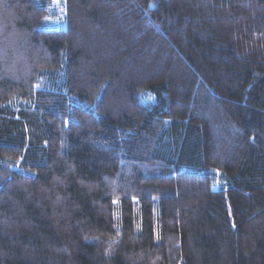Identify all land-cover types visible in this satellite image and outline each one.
Segmentation results:
<instances>
[{
	"label": "trees",
	"instance_id": "1",
	"mask_svg": "<svg viewBox=\"0 0 264 264\" xmlns=\"http://www.w3.org/2000/svg\"><path fill=\"white\" fill-rule=\"evenodd\" d=\"M50 2L0 0V264H264V0Z\"/></svg>",
	"mask_w": 264,
	"mask_h": 264
},
{
	"label": "rangeland",
	"instance_id": "2",
	"mask_svg": "<svg viewBox=\"0 0 264 264\" xmlns=\"http://www.w3.org/2000/svg\"><path fill=\"white\" fill-rule=\"evenodd\" d=\"M67 7L64 0H51L49 11L41 26L43 28L61 29L66 27ZM142 100L147 103L151 100L149 96H143Z\"/></svg>",
	"mask_w": 264,
	"mask_h": 264
}]
</instances>
